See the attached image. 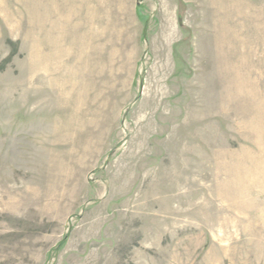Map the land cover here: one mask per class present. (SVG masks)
<instances>
[{
    "label": "rangeland",
    "instance_id": "374dc122",
    "mask_svg": "<svg viewBox=\"0 0 264 264\" xmlns=\"http://www.w3.org/2000/svg\"><path fill=\"white\" fill-rule=\"evenodd\" d=\"M0 264H264V0H0Z\"/></svg>",
    "mask_w": 264,
    "mask_h": 264
}]
</instances>
